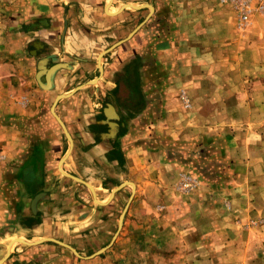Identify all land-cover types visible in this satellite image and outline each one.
<instances>
[{
  "label": "crops",
  "instance_id": "obj_1",
  "mask_svg": "<svg viewBox=\"0 0 264 264\" xmlns=\"http://www.w3.org/2000/svg\"><path fill=\"white\" fill-rule=\"evenodd\" d=\"M215 1L25 0L21 44L0 61V261L7 254L0 264H44L47 246L26 244L44 238L75 249L109 243L119 201L131 192L117 187L133 184L127 216L134 217L148 196L168 187L176 169L164 174L152 154L127 144L133 121L124 117L137 91L145 94L130 62L143 59L137 75L148 60L162 70L149 86L163 85L164 102L173 99L176 72L190 75L181 84H194L192 70L213 68L218 57L208 46L231 36ZM40 60L45 70L61 65L47 88L42 76L35 79ZM58 95L65 97L54 113L70 143L49 112ZM122 223L129 227L128 217Z\"/></svg>",
  "mask_w": 264,
  "mask_h": 264
},
{
  "label": "rangeland",
  "instance_id": "obj_2",
  "mask_svg": "<svg viewBox=\"0 0 264 264\" xmlns=\"http://www.w3.org/2000/svg\"><path fill=\"white\" fill-rule=\"evenodd\" d=\"M247 1L250 13L242 26L232 4L215 1L231 36L208 46L217 48L218 57L213 68L192 70L194 84H181L190 75L176 72L173 99L164 102L162 84L149 86L163 77L162 70L148 60L150 71L137 75L143 59L133 61L145 94L137 91L141 104L124 117L133 121L127 144L152 154L165 165L164 174L168 166L176 174L135 217L127 216L133 192L110 246L93 242L75 249L55 239L78 258L44 241V264H264V0ZM25 4L0 0V61L9 62L11 47L21 44L16 33L26 28L19 18ZM129 196L119 201V213ZM126 217L129 227L122 223Z\"/></svg>",
  "mask_w": 264,
  "mask_h": 264
},
{
  "label": "water",
  "instance_id": "obj_3",
  "mask_svg": "<svg viewBox=\"0 0 264 264\" xmlns=\"http://www.w3.org/2000/svg\"><path fill=\"white\" fill-rule=\"evenodd\" d=\"M105 52H106V51L102 52L101 55H103ZM101 55H100V57H101ZM100 57H99V58H100ZM42 63H43V60H40V61L38 62V64H37V72H36V74H35V79H37V81H38V78H39L40 76H42V77L45 79V84H44V85L42 84L41 86H42V88H44V87L47 88L48 85H49V80H50V77H51L52 73L54 72L55 69H57L58 67H61V65H54V66H52V67H50V68H48V69L45 70V69L42 67V66H43ZM97 69H98V73H99V75H100L101 72H102V67H101L100 64H97ZM39 84H40V83H39ZM64 97H65L64 95H58V96H56V97L54 98V100H53V102H52L50 108H49V112H50V115L53 117V119H54V120L56 121V123L58 124V126L60 127V129H61V131H62L64 137L66 138V140L70 143V142H71L70 137H69V135H68V133H67V131H66L64 125H63V123L61 122V120H60V119L55 115V113H54V107L56 106V103L58 102V100H60V99H62V98H64ZM61 173H62V172H61ZM83 184L86 185L87 187H89L87 184H85V183H83ZM123 184H128V185H130V186L133 187V185H132L131 183H129V182H125V183H123ZM123 184L120 185L119 187H117L116 190H117L118 188H120L121 186H123ZM132 195H133V189L131 190V193H130V196H129V198H128V201L126 202V204L124 205L122 211H121L120 214H119V217H118V224H117V227H116V231L114 232V234H113V236H112V239L110 240V242H109V244H108L107 246H110V245L112 244V242L114 241V239H115V237H116L118 231L120 230V227H121V221H122L123 216H124V214H125V212H126V209H127V207H128V204H129V202H130V200H131V198H132ZM38 198H39V195H36V196L32 199V201H31V208H33V206H34V204H35V202L37 201ZM44 241H49V242H52V243L57 244V245H59V246H62V247H64V248H66L67 250H69V251H70L73 255H75L76 257L81 258L73 248H71L70 246H68V245H66V244H64V243H62V242H59V241H57V240H55V239H52V238H47V239L45 238V239H41V240L36 241V242H33V243H26V244H27V245H36V244H40L41 242H44ZM103 250H104V248L101 249V250H99V251H97V252H95L92 256L99 254V253L102 252ZM6 257H7V254H6V256L0 261V263L3 262V260H4Z\"/></svg>",
  "mask_w": 264,
  "mask_h": 264
},
{
  "label": "built area",
  "instance_id": "obj_4",
  "mask_svg": "<svg viewBox=\"0 0 264 264\" xmlns=\"http://www.w3.org/2000/svg\"><path fill=\"white\" fill-rule=\"evenodd\" d=\"M220 2H229L236 11V23L242 26L247 23L248 15L250 13L249 1L247 0H220Z\"/></svg>",
  "mask_w": 264,
  "mask_h": 264
},
{
  "label": "trees",
  "instance_id": "obj_5",
  "mask_svg": "<svg viewBox=\"0 0 264 264\" xmlns=\"http://www.w3.org/2000/svg\"><path fill=\"white\" fill-rule=\"evenodd\" d=\"M133 61H136V62L138 61L139 62L140 61V58H138L137 56L134 57L133 60L130 62V67L133 65ZM137 85L138 84L135 85L136 88H137ZM140 104H141V100L138 98V102H137L136 106L138 107V106H140Z\"/></svg>",
  "mask_w": 264,
  "mask_h": 264
},
{
  "label": "bare ground",
  "instance_id": "obj_6",
  "mask_svg": "<svg viewBox=\"0 0 264 264\" xmlns=\"http://www.w3.org/2000/svg\"><path fill=\"white\" fill-rule=\"evenodd\" d=\"M18 241H21V242H23V240L22 239H18ZM25 243V242H24Z\"/></svg>",
  "mask_w": 264,
  "mask_h": 264
}]
</instances>
